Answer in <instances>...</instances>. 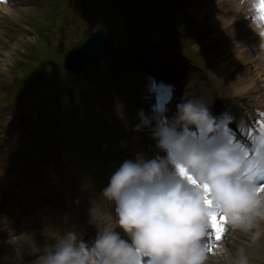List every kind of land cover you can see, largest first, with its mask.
Wrapping results in <instances>:
<instances>
[{"label": "clouds", "instance_id": "1", "mask_svg": "<svg viewBox=\"0 0 264 264\" xmlns=\"http://www.w3.org/2000/svg\"><path fill=\"white\" fill-rule=\"evenodd\" d=\"M251 27L264 50V0H248ZM177 115L159 123L154 135L168 158L126 159L111 175L103 196L114 202L113 219L100 226L96 209L90 222L98 235L89 246L76 231L60 235L34 264H206L203 242L212 213L233 228L249 230L264 220V186L255 182L247 154L230 143L205 146L188 133L216 130V118L200 99L177 106ZM142 125L151 119L141 111ZM225 115L223 123L230 122ZM141 125H137L139 129ZM257 173L264 176V135L259 137ZM120 228L130 237L125 239ZM236 264H247L243 256Z\"/></svg>", "mask_w": 264, "mask_h": 264}, {"label": "rangeland", "instance_id": "2", "mask_svg": "<svg viewBox=\"0 0 264 264\" xmlns=\"http://www.w3.org/2000/svg\"><path fill=\"white\" fill-rule=\"evenodd\" d=\"M190 1H189L190 3L189 2L186 3L187 6H190V9L193 7H195V8L199 7V8L203 9L204 4L208 3L210 0H190ZM66 3H69V4H66ZM34 5H36V4H34ZM80 6H81L80 0H65L62 4L59 5V7H61V9H62V10H59V12H60L62 17L64 16V17L69 19V17H71L72 15H74L75 13L80 11L79 14L81 13L83 16V19H84V17H85L84 10H86V9H83ZM181 6H182V8L181 9L178 8L177 12H178V14H180L181 18L183 19V23H181L178 28L181 31H182V29H185V27L188 26V23H187L188 21L191 22V24L193 25V27L191 25L189 26V29L191 28L192 31H193L192 28H195V27L199 28V30H197V32L201 31V28H202L201 32L204 35L203 39H204V43H205V46H202L205 48H201L202 57L207 58L210 55V53H212L216 50L220 53H222V50H223V54L230 53V56L228 58H224V60L229 59L228 67H230L231 70H226L224 72L216 70L217 74L220 75V78L223 79L225 77L224 79H246L245 71H240V69H239L240 65H238L236 68L235 64H237L238 61L236 59H234V60L231 59L232 57L235 58V56H234V48L235 47L233 45L234 30L229 29L227 27L226 23L228 22V20H227V18H225V16L220 15L222 12L219 14V10H218V11H216L217 13L215 14L214 11L212 12V10H208L206 13L203 11V13H202L203 15H201L198 18L197 16L189 15L187 13L186 7H184L185 6L184 4ZM23 7H24L23 8L24 15L19 14L18 20H19V24L26 29L27 27L25 24H28L29 21L25 22V19L28 20V14H30V11L31 12L33 11L35 14H38V17L40 18L41 14H43V8H39L40 7L39 5L38 6H32V4H28V7L23 5ZM59 7H58V9H59ZM95 8L96 7H93V9H95ZM184 10H185V13H184ZM105 11H106V8H105ZM222 11H227V8L223 7ZM79 14H78V16H79ZM218 14H219V16H218ZM114 15L118 17L120 15V13L115 12ZM215 15H217V16H215ZM85 21L86 20H84V22ZM64 22H65V20H62V25H65L67 28L72 27V30H74L73 29L74 26L76 28H78V25H80V23L79 24L77 23L78 22L77 20H73L72 22L70 21V25H68L66 22L65 23ZM176 23H177V21L174 22V24H176ZM30 27H31V29H34L32 25ZM122 28H124V25L122 26ZM27 29L29 30V28H27ZM0 33H1L0 36L1 35L4 36L3 39L6 41V43L0 41V49H4L6 46L9 47V44L11 45V43H9V42H12V44L21 42V44H22L23 39L19 36V34L25 36V34L21 31V33L19 32L16 34L18 36L12 38V35L14 36V33H12V31L10 32V30L5 29V28H2ZM147 35L148 36H154V37L158 36L154 32L151 34H147ZM28 36L29 37H27L26 40L31 41L32 43H34L36 41V38L33 35L28 34ZM76 36H77V34L74 32V33H72V35L67 36V37L71 38V37H76ZM141 36H143L142 33H141V35H139V37H141ZM1 39H2V37H1ZM142 40H146V39L143 38ZM2 43H4V45H1ZM38 43H39V40H38ZM72 43H73L72 41L71 42L68 41L67 45H72ZM11 47L14 48L13 46H11ZM197 48H199V47H197ZM14 50H16V48H14ZM22 50H24V46L22 47ZM16 56H19V54L15 55L14 57H16ZM14 57H12V58H14ZM214 57H215L214 59H216L217 56H214ZM116 58H117V60L115 61ZM116 58L112 62L111 66H110L111 68L115 67L116 62H118L117 65L119 64V61H118L119 58L117 55H116ZM12 61L13 60H11L10 63H8V65H7V70L5 71V73H7V75H3L2 73H0V77H2V79H3V80L0 79V98H1L0 101H2L1 104H3V106L6 109L16 108L18 114L23 116L22 121L18 123V124H20L19 126L21 127L22 132L21 131L20 132L14 131L12 133V136H14V135L17 136V134H20V138L26 139V145L25 146H26V150H27L26 152L29 153L28 157L30 159L35 158V160H36L35 165H38V164H40V161L43 162L41 159L42 154L41 153L39 154L38 152H36L38 150H36V151L34 150L37 146V139L39 138L41 140L40 134L42 131L40 130L41 129L40 122H42V121L45 122L46 126H49L50 129H52L54 127V125L58 126L59 123H61V122H59V121L55 122V116L58 115L59 110H57V108L55 106V102H56L55 99L53 100V96H52L53 91L50 88V85L48 83H46L45 81L35 80V83H31V81L26 80L25 82L21 83V85L18 84V86H16L15 88H12L10 90L9 89L5 90V81L7 83H9V81L12 82L14 80V77L17 75L16 74L17 68H13V70L11 69ZM19 63H21V60H20V58H17L16 64H14L13 67H16V66L21 67V66H19ZM48 65H49V63L44 64L43 65V67H44L43 74L37 73L34 76V78L36 79V78H39L40 76L47 74L49 72L47 70ZM105 69L103 70V69H101V67H100V69H96V68L95 69H89L86 71V73L83 76H81V78H82V80L85 81V79L94 78V76L98 75V74L108 77L107 76L108 72H106L107 70H105ZM7 92H8L9 96L7 95ZM252 93H253V91H252ZM244 96H246V95L244 94ZM59 100L63 101L64 109L67 111V113H71L73 111V109H74L73 104L71 106H69L70 105L69 100H65V97L63 94L60 96ZM89 100H90V102H88V103L91 104V106H92L91 108L89 107V104H87L85 102V100H80V106H81L80 111L84 112V116L89 111H91L92 115L94 112V115L92 118L93 121H89V122H95L94 118H100V119L102 118L103 124H107V123H110L111 119L115 118V114L113 113V108H111V109L107 108V109L101 110L103 108V104L105 103L104 99H102L101 97H98V98L92 97V99L90 98ZM250 103L253 104L252 102H250ZM261 104L264 105V102H261ZM252 107H253V105H252ZM256 107L259 109H262L261 112L264 115V106L258 105ZM69 119H70L69 117H66L65 120L68 121ZM260 123H263V116L259 120L258 124L260 125ZM96 129L97 130L101 129L100 126L98 125V123H97V125H88L85 128V130H96ZM89 133L91 136H93V134H95V131H90ZM37 136H39V137H37ZM12 146L15 148V149H13V151L19 150L17 141H15ZM82 147H83V144L81 145V147L78 146V149L82 150ZM77 154H78V152H77ZM4 155L6 156L8 161H11V160L13 161V165L10 167L11 172L15 173L16 176L18 174L25 172V168L22 167L23 164H26L28 162V160H26L25 157H20V158L17 157V159H16L13 154H7L6 153ZM77 156H80V153ZM103 157H104V155H103ZM112 157H113V160H115L117 162L120 161V159L117 156H115V158H114V156H112ZM2 159L3 158L0 157L1 162H2ZM101 162H104V164H110L111 161L109 160V158H105V157L101 158V159H99V162L96 165L95 164L94 165L88 164V166L83 171V174L76 177L75 182L80 183V184H78V183L75 184V186L79 190V193L77 196H81L82 192H84L85 195L94 194L95 195V201H97L98 195L103 194L100 191L98 184L101 182L102 175L105 173L106 169H104ZM42 166L44 167V170H47L50 167V165L48 163H45V162H43ZM7 169H8V167L5 165L1 171L6 172ZM91 176H97V178L93 179ZM5 177H6V175L2 176V179L5 180ZM42 177H44V176H42V174H38L37 179L40 180V179H42ZM3 185H4V183H2L0 185V188H2ZM41 185L42 184H36L35 188L38 189ZM80 187H82L81 190H80ZM77 196L75 198H77ZM99 201H101V200H99ZM99 201H97V202H99ZM46 215H47V218H45L44 221L47 223H46L45 227L42 226V228H41L42 232H45L47 230H51L48 228V226H51V225L55 228H58L59 225H63V226L65 225V227H66V225L68 224L69 219H70V216H67L66 214H64L65 219H63V220L58 219L57 214L55 216H53V214L49 212ZM57 221L59 222V225H58ZM261 233H264L263 229H262ZM49 237L52 239L55 236L53 233H48L47 237H45V238H49ZM257 241L262 242L261 238L259 240L257 239Z\"/></svg>", "mask_w": 264, "mask_h": 264}, {"label": "bare ground", "instance_id": "3", "mask_svg": "<svg viewBox=\"0 0 264 264\" xmlns=\"http://www.w3.org/2000/svg\"><path fill=\"white\" fill-rule=\"evenodd\" d=\"M5 11H9V7L5 8ZM234 12L236 13V15H238V18L235 22L243 19V14L241 13L239 8L234 9ZM233 13L232 17L235 15ZM238 30L239 31L237 32V34L241 35V40L243 41V50L241 51V54L239 56V60L243 62L241 71L247 70L254 73L252 69L260 66H262V69H260L256 74H251V77L246 81H239V84L234 87L235 91L237 92L238 90V92H240L252 89L254 93L250 96V98H264V59H262L264 58V52L263 50H259L260 36L257 32L254 31L251 26H249L248 28L244 24L240 26ZM10 50L12 51V49ZM9 56H11V52L6 51L3 55V61L0 63V72H5L7 70V64L11 61ZM216 97L217 95H212L210 92L208 99L212 101ZM187 98L189 99V97ZM200 130L202 131V129ZM193 133L197 134L198 131ZM202 133V135L206 137V134L204 132ZM261 135H264V127L261 129L257 136L260 137ZM141 153L146 154V151L142 150ZM262 229H264V220L259 221V226L257 227L256 233H253L251 229L249 235H247L249 237L246 238L244 242L243 247H250V252L248 253L249 264H260V262L264 264V242L262 244H258V242H256V238L259 236ZM260 237L264 241V234Z\"/></svg>", "mask_w": 264, "mask_h": 264}, {"label": "water", "instance_id": "4", "mask_svg": "<svg viewBox=\"0 0 264 264\" xmlns=\"http://www.w3.org/2000/svg\"><path fill=\"white\" fill-rule=\"evenodd\" d=\"M108 52L109 45L106 36L103 29H99L92 35L90 40L82 46V49L78 50L75 61L81 62V64L86 62L97 63L100 59L105 58Z\"/></svg>", "mask_w": 264, "mask_h": 264}, {"label": "snow or ice", "instance_id": "5", "mask_svg": "<svg viewBox=\"0 0 264 264\" xmlns=\"http://www.w3.org/2000/svg\"><path fill=\"white\" fill-rule=\"evenodd\" d=\"M264 180V176L260 177ZM264 186V184H262ZM227 218L223 217L218 211L212 213L210 217L211 228L215 234L216 239H220L226 228Z\"/></svg>", "mask_w": 264, "mask_h": 264}]
</instances>
